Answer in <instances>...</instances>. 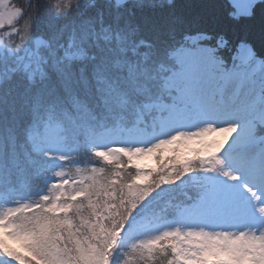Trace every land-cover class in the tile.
<instances>
[{"label":"snow or ice","instance_id":"1","mask_svg":"<svg viewBox=\"0 0 264 264\" xmlns=\"http://www.w3.org/2000/svg\"><path fill=\"white\" fill-rule=\"evenodd\" d=\"M48 16L41 30V12L22 13L18 34L30 24L41 38L0 49V174L9 178L0 198L20 190L46 148L87 152L94 140L166 136L169 155L210 145L202 155L212 164L170 213L199 227L122 248V233L138 226L133 204L64 249L62 225L49 219L27 234L34 248L52 264H68L61 252L72 264H264V0H81ZM24 257L37 258L12 242L0 248L4 264Z\"/></svg>","mask_w":264,"mask_h":264},{"label":"trees","instance_id":"2","mask_svg":"<svg viewBox=\"0 0 264 264\" xmlns=\"http://www.w3.org/2000/svg\"><path fill=\"white\" fill-rule=\"evenodd\" d=\"M9 1L21 9L22 13L41 12V30L49 19L50 10L59 11L62 8L67 11L81 3V0ZM18 24L17 19L11 27L7 26L0 31V49L18 50L29 39L34 41L41 38L33 34L30 24L25 33L18 34L19 28L23 26ZM16 26L17 32H13ZM244 31L251 33L252 29H236L234 35ZM97 141L94 140L90 145ZM174 143L184 145L183 140ZM110 157L97 156L90 150L74 153L66 147L53 150L46 148L39 153L35 161L36 172L25 175L18 192L0 198V248L12 242L33 251L36 259L24 257L28 264H41L42 261L43 264H52L50 255L42 256L29 242L28 233L42 231V225L54 219L62 225L59 235L53 233L55 243L58 248L64 249L74 245L77 240L91 238L92 232L99 231L101 227L111 228L113 222L126 210H130L133 204L138 208L130 223L138 221V226L131 232L126 230L122 233L119 241L122 248L126 249L133 241L139 243L162 235L165 231L177 228L183 231V227L190 224L192 220L170 213L184 200V190L211 168L210 158L205 162L200 160V148L193 150V156H181L177 152L163 161L157 157L156 169L133 168L130 167L131 162L123 156ZM50 163L58 168L57 174L61 178L56 187L48 183L50 172L47 166ZM191 173L196 175L190 178ZM66 177L80 180L64 184L62 180ZM137 177L144 183H137ZM8 181V177L0 174V192L8 190ZM85 189L88 194L81 195ZM59 256L60 260L72 264L71 252H61ZM121 259L128 257L122 255ZM156 260L157 264H163L160 257H156Z\"/></svg>","mask_w":264,"mask_h":264},{"label":"rangeland","instance_id":"3","mask_svg":"<svg viewBox=\"0 0 264 264\" xmlns=\"http://www.w3.org/2000/svg\"><path fill=\"white\" fill-rule=\"evenodd\" d=\"M9 9L13 15V23L17 20V18L21 15L22 10L13 6L10 1L8 0V9L4 10V14L0 15V31L8 26V18H9ZM12 23V24H13ZM187 131V129H185ZM171 133H169L170 135ZM166 136L161 137H147L137 141H129V140H112V139H101L98 140L96 143L89 146V150L100 156L108 158L115 153V156H123L130 160L131 163H140L146 164L143 168H151L156 169L157 157L161 158V161L165 159V156H169L170 150L173 148L172 144H166L162 141L166 139ZM184 144H187V140H183ZM156 145L159 147L157 148ZM128 149L129 152L132 153L131 156L127 154V152L121 151L120 149ZM210 148V145H207L205 148L201 149V157L200 160L202 162L207 161L209 158L203 157V152L207 151ZM143 150V151H140ZM151 150V151H149ZM161 152V153H160ZM99 153H107L108 155H99ZM56 170V169H55ZM196 174L191 173L190 178L194 177ZM69 180V179H67ZM79 180V179H76ZM75 180V181H76ZM59 182L58 178L51 177L49 183L52 186H56ZM201 226L199 221L192 220L189 225L183 227V231H187L190 227L196 228ZM1 232V231H0Z\"/></svg>","mask_w":264,"mask_h":264},{"label":"bare ground","instance_id":"4","mask_svg":"<svg viewBox=\"0 0 264 264\" xmlns=\"http://www.w3.org/2000/svg\"><path fill=\"white\" fill-rule=\"evenodd\" d=\"M138 164H140V163H138Z\"/></svg>","mask_w":264,"mask_h":264}]
</instances>
